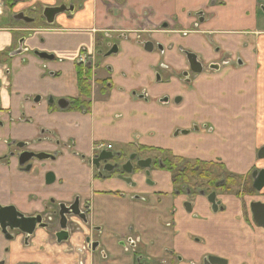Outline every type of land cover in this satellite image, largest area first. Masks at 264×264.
I'll return each mask as SVG.
<instances>
[{
  "label": "crops",
  "instance_id": "crops-1",
  "mask_svg": "<svg viewBox=\"0 0 264 264\" xmlns=\"http://www.w3.org/2000/svg\"><path fill=\"white\" fill-rule=\"evenodd\" d=\"M72 1L77 7L73 19L61 17L41 30L14 25L13 11L0 7V204L29 215L41 212L49 200L88 201L91 225L100 227L107 249L106 257L93 256L94 264H203L206 257L264 264V232L251 222L249 198L219 192L215 213L197 195L187 213L188 199L173 195L174 173L164 167L152 168V185L133 177L136 184L130 188L97 178L87 164L94 146L104 143L123 159L146 148L163 166L176 159L180 164L199 160L219 164V173L237 178L255 166L264 168L256 159L264 146V44L254 55L243 34L252 29L217 27L224 18L217 13L228 11L227 6L213 8L214 18L200 27L191 15L208 0ZM235 1L240 9L242 0ZM21 9L27 8L14 12ZM143 28L146 33H139ZM94 30L109 31L120 45L99 65L97 78H109L107 88L83 98L90 103L86 111L70 110V105L59 109L58 100L70 104L79 97L76 60L80 50L95 53ZM20 40L24 49L14 55ZM147 41L150 52L144 50ZM35 52L52 58H38ZM227 53L232 56L223 66L220 57ZM190 54L217 68L182 77ZM195 126L197 132L181 134ZM37 140L41 143L33 148ZM15 143L59 155L20 173L15 156L5 157ZM47 172L54 175L50 185L45 184ZM127 237L138 241L135 253L119 248ZM60 250L49 244L37 259L70 263Z\"/></svg>",
  "mask_w": 264,
  "mask_h": 264
},
{
  "label": "flooded vegetation",
  "instance_id": "flooded-vegetation-1",
  "mask_svg": "<svg viewBox=\"0 0 264 264\" xmlns=\"http://www.w3.org/2000/svg\"><path fill=\"white\" fill-rule=\"evenodd\" d=\"M216 4L218 0H213ZM220 4V7H226L227 2L226 0H220L218 2ZM258 4V9H257ZM208 3L200 9L199 11H196L194 14L191 15V17L195 18L197 20V23L200 27L205 23L203 21L204 18V11L207 8ZM5 7L8 11H13L12 15V22L14 25H26V26H34L35 22L37 21V27L39 30L43 28H51L55 26L61 17H65L68 20H71L74 18L76 13V5L72 0H53L51 4H41L39 2H28V0H0V7ZM23 7L27 9H21L17 12H14V9H17V7ZM64 7V11L55 15V17L52 19V25L46 24V18L44 15L45 8H59ZM262 13L260 12V9ZM204 9V10H203ZM261 14L262 17H264V3L258 2L256 3V10H255V19H252L254 21L253 29L252 31L244 32L243 34L250 35L247 37H250V40H247L248 47H250L252 44L254 47L252 52L254 51V55L257 54L258 51V45L264 44V29H261L260 34L257 33L258 29V19L257 14ZM21 14L23 17L27 18L28 20H31L30 23L24 22V21H17L14 20V17ZM189 14V13H188ZM213 15V14H212ZM48 16V15H47ZM214 16V15H213ZM64 18V19H65ZM50 19V18H49ZM211 20V19H210ZM209 22V20H208ZM197 26L196 28H198ZM163 29L166 28V24L161 26ZM157 27H154L156 29ZM263 28V26H262ZM147 29L143 28L142 31L139 33H146ZM95 33V53L94 54H88L85 50H80V53L78 55V58L76 60V74L77 70H80L82 74L85 76L86 72H89V77L86 80V83L89 87V98L91 97L92 92L94 89H98L99 92H104V90L107 88L108 85V79L104 78L101 80H98L99 74L97 73L100 65V62L102 60L104 61L106 58H109L112 55H116L117 52L120 50V45L118 44V40L115 36L110 35L109 31H101V30H94ZM149 33V32H148ZM255 37H251L254 36ZM245 36V35H244ZM119 38L126 40V36H118ZM245 37V38H247ZM252 41V42H251ZM23 41L20 40L18 43V50L17 52H14V55H19L20 52L24 49L22 47ZM150 45V47H148ZM255 45V46H254ZM145 49L147 52H150L152 50V43L150 41H147L145 44ZM247 47V48H248ZM159 49V48H158ZM218 50L216 47L215 50ZM255 49V50H254ZM26 51V50H25ZM36 57L40 58L38 55L43 53H34ZM48 57H51L50 55L45 54ZM191 56V57H190ZM231 54H222L221 55V61L220 64L227 65ZM189 58L195 60V64L199 65L200 72L197 74H202L207 69L214 70L217 67L214 65H205L204 60H198L196 61V58L194 55L190 54ZM240 63V60H238ZM98 62V64H97ZM106 73L110 75V71L106 70L108 68H104ZM197 74H192L190 72L189 66L187 70L181 72L182 77H190L191 75L195 76ZM86 77V76H85ZM83 98H86L84 96H80L77 100L85 101ZM60 101V100H58ZM57 101V102H58ZM67 106L70 105V110L72 108V104L75 101L70 102V104L66 101ZM163 103L164 99L160 100ZM48 102L53 104V100L49 99ZM88 103V101H85ZM49 103V104H50ZM90 104V103H88ZM57 108L58 104L56 103ZM65 108V109H66ZM60 109V108H59ZM82 111V110H81ZM199 128L196 126L193 127L190 131H182L181 134L184 136L190 135L191 132H197ZM184 132H188V134H184ZM41 143L40 140H37L36 142L32 143V147L36 148ZM261 148H264L262 146ZM259 148V150L261 149ZM95 153L90 158V160H87V164L92 168L95 176L101 180H105L106 178L112 179L114 181H121L118 180L117 177L121 176L126 179H130L131 182L126 183L124 181H121L128 185L130 188H134V185L136 184L135 181L132 180L133 177L141 178L143 177V184L145 185H152V181L150 178V173L153 167L155 165L160 167H165L161 165V158L158 156H154L151 154V151L146 148H138V150L129 156V158L123 159V155L121 153H113L111 152L112 147L108 144L104 143H98L94 146ZM258 150V151H259ZM258 151L256 154V159L260 163H264V158L260 159L258 157ZM18 152V153H15ZM24 152H30L33 154H40L46 152H39L32 150L30 148H27V145L24 143H15L11 146V151L6 155L5 157L9 158H15L18 160V155L24 153ZM101 153H108L109 158L108 160H98V157ZM50 158L46 160L38 161L35 158H32L28 163L20 166L18 163V169L20 173H29L31 172L34 167L35 163H43V162H54L57 158V153L49 154ZM105 157V156H103ZM96 158V159H95ZM130 158H132L130 160ZM176 160H173L172 163H174ZM127 162H129L132 170L130 174H126L122 171V167H125ZM204 163L199 160H195L194 163H184V164H178L173 168L172 163L170 162V167L172 169H168L171 172L174 173L173 178V195H184L188 202H186L183 207L185 212L190 213L191 212V201L194 197L197 195H200L202 197H205L207 201V197L214 193L216 194V202H219L217 200V193H230L231 195H234L236 197L245 196L249 198L248 203V210L250 212L251 216V222L253 225L260 230L264 232V228H261L258 226L254 219L253 214L251 212L250 206L255 203H260L261 205H264V187L259 191H255L253 188V184L255 180L258 179V172L264 171V168L254 167L249 170V172L244 177H233V179L230 178H223V179H217L216 181H209L207 180H200L197 179L195 176L188 175V179H190L187 183L183 182L179 185H176L175 179L178 177L179 174L183 173L186 166H193V171H195L198 167L196 166L198 163ZM210 164V163H209ZM214 164V163H213ZM141 165V166H140ZM219 165V164H218ZM146 169H143V167ZM142 167V168H141ZM169 167V168H170ZM164 169V168H163ZM220 169L216 168L212 170V173L214 176L219 178ZM257 172L253 176V174ZM49 173V175H48ZM51 172H47L44 176L45 178V184H47L48 181L54 178L53 174H50ZM48 175V176H47ZM47 176V177H46ZM139 176V177H138ZM54 182V180H53ZM52 182V183H53ZM225 184H230L229 189L222 191L220 189L221 186H224ZM50 185V184H49ZM116 194V193H114ZM138 199H142L139 198ZM144 200V198L142 199ZM187 204L189 207V211H187ZM211 206V205H210ZM10 208L13 211L6 210L4 212L0 213V264H41L40 261L37 259L39 255H41L45 249V247L49 244L53 246V248H60V252L72 259V261L65 264H94L93 263V256L95 254L100 255L102 258L106 257L107 249L103 244L102 241V231L100 227L98 226H92L91 220H90V203L88 201H85L82 205L80 202V199L78 197L74 198L70 203H56L54 200H49V202L44 206V209L41 212L25 215L24 213L17 210L12 205L3 206L0 204V211L1 209H7ZM220 208V205L218 206V209L216 212H218ZM212 210V208H211ZM215 212V213H216ZM13 213H16L17 216L13 217ZM256 214V211H254ZM259 213V211H257ZM76 214V215H75ZM19 215V216H18ZM260 218V213L258 214ZM33 225V226H32ZM31 226V227H30ZM60 236V239L57 238V236ZM136 239H133L131 237L123 238L120 243V247L122 250L126 253L132 254L135 253L138 241H135ZM264 244V241L262 242ZM169 253V252H167Z\"/></svg>",
  "mask_w": 264,
  "mask_h": 264
},
{
  "label": "water",
  "instance_id": "water-1",
  "mask_svg": "<svg viewBox=\"0 0 264 264\" xmlns=\"http://www.w3.org/2000/svg\"><path fill=\"white\" fill-rule=\"evenodd\" d=\"M64 11V7H59V8H45L44 10V17L46 18V24L47 25H52V19L55 17V15L61 13ZM48 15V16H47ZM50 18V19H49ZM14 20H17V21H24V22H27V23H30L31 20H28L27 18L23 17L21 14L17 15L14 17ZM148 47H150V45H148ZM40 58H49L48 56H46L45 54H40L38 55ZM191 57V56H190ZM188 65H189V69H190V72L192 74H197L200 72V68H199V65L195 64V60L191 59V58H188ZM50 103V102H49ZM58 104V107L60 109H65L67 104L66 102H64L63 100H60L57 102ZM184 134H188V132H184ZM109 155L108 153H101L98 157V160H108L109 158ZM105 156V157H103ZM258 157L260 159H263L264 158V148H261L259 151H258ZM32 158H35L36 160L38 161H41V160H46L48 158H50V156L48 154H45V153H40V154H33V153H30V152H24L20 155H18V160H19V164L20 166L28 163ZM96 159V158H95ZM132 158H130L131 160ZM141 166V165H140ZM143 167V166H142ZM141 167V168H142ZM143 169H146L143 167ZM131 166L129 164V162H127L126 166L125 167H122V171L126 174H130L131 173ZM257 174V172H255L253 174V176ZM49 175V174H48ZM47 175V176H48ZM46 176V177H47ZM118 180H121V181H124L126 183H129L131 182L130 179H126V178H123L121 176L117 177ZM54 178L51 179L50 181L47 182V185L49 184H52ZM264 187V171H260L258 172V179L255 180L254 184H253V188L255 189V191L259 192L262 188ZM207 202L211 205V208H212V211L213 212H216L217 209H218V206L220 205V202H216V194L212 193L210 194L208 197H207ZM187 211H189V207H188V204H187ZM251 208V212L253 214V219L255 221V223L260 226L261 228H264V205H261L260 203H255V204H252L250 206ZM2 211L1 212H4L6 210H10V211H13L12 209L10 208H7V209H1ZM254 211H256V214L254 213ZM257 211H259L260 213V218L258 216L259 213H257ZM14 212V211H13ZM76 215V214H75ZM17 216L16 213H13V217ZM19 216V215H18ZM1 222V220H0ZM33 226V225H32ZM31 227V226H30ZM58 239H60V236L58 235L57 236ZM203 264H226V262H224L223 260L219 259V258H215V257H206L203 261Z\"/></svg>",
  "mask_w": 264,
  "mask_h": 264
},
{
  "label": "rangeland",
  "instance_id": "rangeland-1",
  "mask_svg": "<svg viewBox=\"0 0 264 264\" xmlns=\"http://www.w3.org/2000/svg\"><path fill=\"white\" fill-rule=\"evenodd\" d=\"M220 0H218L219 2ZM214 3L213 0H208V5L205 10V22H208V20L214 18V16L209 14L213 8L220 7L219 3ZM234 2L235 0H228L227 7L225 12H219L217 13V16L221 17L224 16L223 20L220 21V24L217 26L219 28H229V29H234V30H251L253 29L254 21L256 20L255 16V10H256V3L262 2L264 3V0H242L240 4V9L234 8ZM257 9H258V4H257ZM260 9V7H259ZM236 10V12H234ZM260 12L262 13L261 9ZM216 16V17H217ZM252 19H255L252 21ZM257 19H258V29L261 30L264 29V17L261 16V14H257ZM37 21L35 22L34 26L37 25ZM203 27L205 26V23L202 25ZM263 26V28H262ZM211 27H213V24H211ZM245 37L250 36L244 34ZM251 37H255L251 36ZM248 41L250 40V37L246 38ZM252 42V41H251ZM243 103V102H241ZM249 108V107H248ZM228 115V114H227ZM129 158V157H128ZM222 164V163H221Z\"/></svg>",
  "mask_w": 264,
  "mask_h": 264
},
{
  "label": "trees",
  "instance_id": "trees-1",
  "mask_svg": "<svg viewBox=\"0 0 264 264\" xmlns=\"http://www.w3.org/2000/svg\"><path fill=\"white\" fill-rule=\"evenodd\" d=\"M85 76L82 74V72L80 70H77V81H78L79 94H80V96H84L86 98H89V87L86 83V80L89 77V72H86ZM88 105L89 104L87 102L78 100L72 104V108L76 109V110L86 111L88 109ZM179 163H180V161L176 159V161L174 163H172L171 166H173V168H174ZM168 164H170V163L164 164L165 165L164 169H172V167H170V165H168ZM196 166L198 168L195 171H193V169H194L193 166H189V167L186 166L184 172L179 174L178 177H176V179H175L176 185L181 184L182 181L187 183L190 180V179H188V175L195 176L197 179H200V180H207V182L216 181L217 179H223V178L229 179L230 178L229 176L224 174V172H222V171L219 174V178L213 175L212 170H214L216 168L223 170V167L221 165L213 164V163L207 164V163H200L199 162ZM230 179H233V176H231ZM229 186H230V184H225L224 186H221L220 189L222 191H225V190L229 189Z\"/></svg>",
  "mask_w": 264,
  "mask_h": 264
},
{
  "label": "bare ground",
  "instance_id": "bare-ground-1",
  "mask_svg": "<svg viewBox=\"0 0 264 264\" xmlns=\"http://www.w3.org/2000/svg\"><path fill=\"white\" fill-rule=\"evenodd\" d=\"M96 52V51H95Z\"/></svg>",
  "mask_w": 264,
  "mask_h": 264
}]
</instances>
